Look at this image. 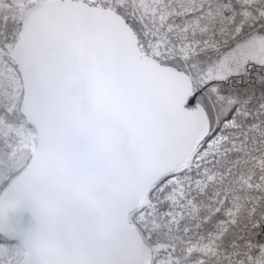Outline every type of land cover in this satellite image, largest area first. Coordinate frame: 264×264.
I'll list each match as a JSON object with an SVG mask.
<instances>
[{
  "label": "snow or ice",
  "instance_id": "obj_1",
  "mask_svg": "<svg viewBox=\"0 0 264 264\" xmlns=\"http://www.w3.org/2000/svg\"><path fill=\"white\" fill-rule=\"evenodd\" d=\"M0 264H264V0H0Z\"/></svg>",
  "mask_w": 264,
  "mask_h": 264
}]
</instances>
